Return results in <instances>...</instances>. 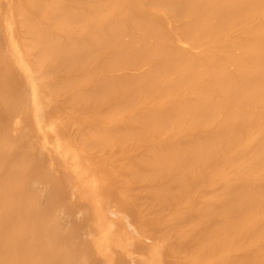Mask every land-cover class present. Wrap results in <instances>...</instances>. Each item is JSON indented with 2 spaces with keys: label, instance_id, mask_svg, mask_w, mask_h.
Returning <instances> with one entry per match:
<instances>
[{
  "label": "bare ground",
  "instance_id": "obj_1",
  "mask_svg": "<svg viewBox=\"0 0 264 264\" xmlns=\"http://www.w3.org/2000/svg\"><path fill=\"white\" fill-rule=\"evenodd\" d=\"M130 218L264 264V0H0V264H83V222L115 264Z\"/></svg>",
  "mask_w": 264,
  "mask_h": 264
},
{
  "label": "rangeland",
  "instance_id": "obj_2",
  "mask_svg": "<svg viewBox=\"0 0 264 264\" xmlns=\"http://www.w3.org/2000/svg\"><path fill=\"white\" fill-rule=\"evenodd\" d=\"M72 219H67L63 224H64V226L66 225V223H67V221H71ZM130 220V223L132 222V224H133V228L132 227H130V228H128V233L127 234H125L124 233V231H122V233H120V231L118 230L117 231V229H119V228H117L116 229V233H115V235H114V239H116L115 237L117 236H119L118 237V239L121 237H123V238H127V237H132V238H134L135 237V244L132 246V245H129V247L127 248V249H125V251L127 250V252H125V251H123L121 248H119V250H118V248H117V246L113 249V252H114V255H115V257L118 259V261H120V262H117L116 261V263L118 264H131V262H132V264H134V262H136V260L140 263V264H144L145 263V261L148 263V261H153L154 260V262H155V264H170L171 262H174V260H175V262H177V263H174V264H178V261H181V259L183 258V257H185V256H187L188 255V253H186V255L184 254L185 253V251H189L190 250V248H187L186 246L185 247H183V248H180V246H176V242H175V240H178L177 239V237L178 236H176V234L174 233H172V232H170V233H168L167 231H161V229L160 230H158V231H155L154 233H151V231H145V232H143L142 231V233L140 232L141 230H139V229H137V227L135 226V224L136 223H134V222H136L134 219H132V218H130L129 219ZM82 221V220H81ZM219 221V220H218ZM83 222V221H82ZM84 223V225H82V226H84V228L83 229H81V230H78V232L77 233H75V234H70V233H68V234H64V237H63V239H64V244L63 245H60L62 248L66 245L67 246V251H66V253H64L60 258H61V260H62V262L63 263H65V260H67L68 262L69 261H71L72 259H83L84 258V262H83V264H105L104 263V260H103V258L101 257H99V255H98V253H97V251L95 250V248L93 247V245H92V243L90 242V235H89V231H90V233L93 231V229H92V227L91 226H89V227H87L86 225H85V222H83ZM136 227V228H135ZM159 229V228H158ZM139 230V231H138ZM157 230V229H156ZM140 234H139V233ZM146 232H148V235L146 236ZM150 232V233H149ZM153 232V231H152ZM169 234V236H170V234H172V235H175V237L174 236H168V234ZM122 235H124V236H121L120 234ZM133 233V234H132ZM155 233H157V234H155ZM244 233V234H243ZM242 234L243 235H248L246 232H243ZM246 233V234H245ZM137 234H139V235H137ZM145 234V235H144ZM150 234V235H149ZM134 235H136V236H134ZM158 235V236H157ZM134 236V237H133ZM146 236V237H145ZM163 236V237H162ZM156 237V238H155ZM160 237V238H159ZM61 238V237H60ZM152 238V239H151ZM164 238V239H163ZM167 239V241L165 242V240ZM170 238H172V239H170ZM173 238H176V239H174L173 240ZM51 240H54L55 239V237H51L50 238ZM118 239H116V240H118ZM157 239V240H156ZM164 240V246L162 247V243L163 242H161V241H163ZM130 240H132V239H130ZM130 240H128V241H130ZM151 240H155L154 242L153 241H151ZM159 240H160V243H161V245L158 243L159 242ZM171 240V241H170ZM137 241V242H136ZM175 243H174V242ZM139 242V243H138ZM140 242L142 243V242H145V244L144 245H146L147 244V246H146V248H143L142 247V245L140 244ZM147 242V243H146ZM151 242H153V243H151ZM155 242H157V244H156V246L157 245H159V247L161 246V248L163 249V251L162 250H160L159 251V249L157 250V247L155 248L154 247V244H155ZM150 243L152 244V246L150 245ZM172 243H174V244H172ZM136 244H137V246H136ZM139 245V246H138ZM167 245V246H166ZM171 246L172 248H171V251H170V247L169 246ZM136 246V247H135ZM141 246V247H140ZM151 246V247H150ZM175 246L177 247V248H179V249H177V248H175ZM135 247V248H134ZM138 247V248H137ZM158 247V248H159ZM167 247V248H166ZM140 248V249H139ZM156 250H155V249ZM116 249V250H115ZM145 249V250H144ZM150 249H152V250H150ZM154 249V250H153ZM165 249H166V251H165ZM167 249H169L168 251H167ZM174 249H176V250H174ZM139 250V251H138ZM180 250V251H179ZM185 250V251H184ZM117 251H118V253H117ZM129 251H131V252H129ZM141 251H143V252H141ZM146 251V252H145ZM152 251H155V252H152ZM158 251H159V253H158ZM161 251H162V253H163V255H159V254H162L161 253ZM182 251V252H181ZM184 251V252H183ZM145 252V253H144ZM149 252H150V254H149ZM174 252V253H173ZM222 252V251H221ZM117 254V256H116V254ZM130 253V255H128ZM134 253V254H133ZM141 253V254H140ZM175 253H177L175 256H174V254ZM179 253V254H178ZM220 253V252H219ZM218 253V254H219ZM222 253H224V252H222ZM125 254V255H124ZM133 254V255H132ZM156 254V255H155ZM132 255V256H131ZM142 255V256H141ZM166 255V257H164ZM181 255H184V256H181ZM191 255V254H190ZM220 255H221V253H220ZM222 255H224V254H222ZM134 256V257H133ZM137 257V259H136V257ZM145 256V257H144ZM150 256V257H149ZM162 256V257H161ZM170 256V257H169ZM179 256H181V257H179ZM125 257V258H124ZM131 257V259H128V258H130ZM132 257H133V261H132ZM141 257V258H140ZM161 259H160V258ZM179 257V258H178ZM235 256H233V258H234ZM159 258V259H158ZM177 258V259H176ZM181 258V259H180ZM135 259V260H134ZM141 259V260H140ZM168 259L170 260V261H168ZM172 259V260H171ZM179 259V260H178ZM187 259V258H186ZM235 259H236V257H235ZM127 260V261H126ZM131 260V261H130ZM141 262H140V261ZM143 260V261H142ZM164 260V261H163ZM166 260V261H165ZM178 260V261H177ZM128 261H130V262H128ZM163 261V262H162ZM124 262V263H123ZM138 262L137 263H135V264H138ZM144 262V263H143ZM166 262V263H165ZM115 263V264H116ZM147 263H145V264H147ZM171 264H173V263H171ZM181 264V263H180Z\"/></svg>",
  "mask_w": 264,
  "mask_h": 264
}]
</instances>
